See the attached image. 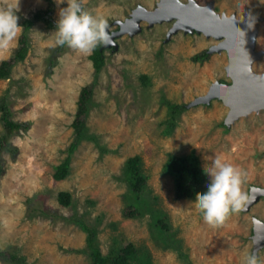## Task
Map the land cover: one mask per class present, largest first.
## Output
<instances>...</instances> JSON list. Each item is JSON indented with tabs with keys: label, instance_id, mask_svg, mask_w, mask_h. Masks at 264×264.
Instances as JSON below:
<instances>
[{
	"label": "rangeland",
	"instance_id": "1",
	"mask_svg": "<svg viewBox=\"0 0 264 264\" xmlns=\"http://www.w3.org/2000/svg\"><path fill=\"white\" fill-rule=\"evenodd\" d=\"M193 1L210 5L220 18L253 20L259 56L251 69L264 74V0ZM11 2L0 0V7ZM65 6L19 0L21 29L13 47L0 50V62L11 59L23 21L30 20L27 54L0 79V141L5 117L29 125L8 134L17 152L0 150V249L16 256L0 264H89L87 232L73 219L94 228L103 255L131 242L136 257L151 264H242L251 251L264 264V242L255 239L253 223L264 222L263 195L213 227L196 199L176 198L175 176L166 167L169 156L194 151L204 192L205 168L219 156L247 173L250 195L264 188V108L230 115L218 97L200 101L213 85L231 83L226 50L213 49L221 39L172 32L174 19L134 18L142 9H161L160 0H82L84 10L108 21L110 41L95 72L89 55L54 43ZM202 51L205 60L192 59ZM84 86L91 94L84 134L77 135L72 122ZM170 105L184 108L175 113ZM68 155L66 174L55 180V167ZM135 155L145 179L139 192L123 178L126 159ZM60 191L69 192V204L58 202Z\"/></svg>",
	"mask_w": 264,
	"mask_h": 264
},
{
	"label": "clouds",
	"instance_id": "2",
	"mask_svg": "<svg viewBox=\"0 0 264 264\" xmlns=\"http://www.w3.org/2000/svg\"><path fill=\"white\" fill-rule=\"evenodd\" d=\"M65 2L66 6L58 11L55 45H67L84 55H91L98 46L109 43L105 17L84 10L82 0H56L58 5ZM18 4L19 0H12L7 6L0 7V50L11 49L21 29L16 14ZM205 172L210 178L207 189L193 203L202 213L203 220L216 227L230 215L247 208L250 202V193L244 188L247 173L219 156L211 160ZM242 264H261V261L259 255L251 251L242 257Z\"/></svg>",
	"mask_w": 264,
	"mask_h": 264
},
{
	"label": "trees",
	"instance_id": "3",
	"mask_svg": "<svg viewBox=\"0 0 264 264\" xmlns=\"http://www.w3.org/2000/svg\"><path fill=\"white\" fill-rule=\"evenodd\" d=\"M51 3V2H50ZM46 10L44 13H47ZM44 13H37V18H43ZM23 32L18 39V46L13 53V56L9 60H2L0 62V79L7 78L9 76L10 68L12 65L22 60L28 51V37L25 32L26 28L31 24L30 20L25 19L23 21ZM208 57L206 51L195 54L192 59L195 61H202ZM92 61L93 68L95 72H99L103 63V45L98 46L91 55H89ZM91 94V86H84L81 88L78 99H77V109L75 113V118L72 122V126L76 131L77 135H83L85 129V114L88 109V101ZM170 110L175 113L184 108V105H170ZM4 108V107H3ZM5 135L0 141V150L5 149L10 153L17 152V147L12 145L8 141V134L13 133L19 129H28V123L26 122H15L10 118L5 117ZM75 143L71 144L69 152L74 149ZM69 162V155L64 159L63 162L55 167V172L53 173V178L55 180H60L64 177L67 172V166ZM139 157L137 155L128 157L124 164L123 178L128 183L131 190L139 192L143 182L144 177L140 174ZM167 170L172 173L175 177V196L176 198H192L197 199L198 196L203 193L197 186L199 179V169L196 166L194 151L184 156H169L166 164ZM2 173L0 165V174ZM57 200L61 205H67L70 203V194L67 191H60L57 194ZM135 210L130 212V215H134ZM73 221L78 224L83 230L87 232V247L89 249V264H151L149 260L143 261L136 257L137 249L135 245L131 242L127 243L124 247L120 248V251L115 254L103 255L96 243V231L94 228L90 227L82 219H73ZM165 224H161V226ZM0 258L8 259L11 261L16 260V256L10 252L0 249ZM25 264V263H21ZM191 264V263H189Z\"/></svg>",
	"mask_w": 264,
	"mask_h": 264
},
{
	"label": "water",
	"instance_id": "4",
	"mask_svg": "<svg viewBox=\"0 0 264 264\" xmlns=\"http://www.w3.org/2000/svg\"><path fill=\"white\" fill-rule=\"evenodd\" d=\"M160 3L161 9H156L154 12L142 9L134 18L147 17L151 23L174 19L172 32L183 29L185 32L196 31L206 35L213 34L218 39L225 37L218 43V47L216 45L213 49L217 51L226 49L228 57L226 71L230 76L231 83L213 85L212 91L200 101L208 102L211 98L218 97L233 105L230 115L246 112V109L251 111L253 108L264 107V74H257L251 69L252 61L259 56V53L253 51L256 33L253 20L244 18L235 21L236 19L232 16L225 20L223 16L220 21L219 15L214 13L210 5L201 6L193 0L187 3L180 0H160ZM146 12L149 16L146 15ZM246 35L249 38L247 44L243 46L241 41ZM243 103L251 107L245 109L239 107ZM245 104L243 106H246ZM256 190L257 192L250 195V198H258L259 195H262L261 191H264V188ZM256 222L259 225L264 224L262 221L254 220V235H256ZM257 240L261 244L264 242V228L261 237Z\"/></svg>",
	"mask_w": 264,
	"mask_h": 264
},
{
	"label": "bare ground",
	"instance_id": "5",
	"mask_svg": "<svg viewBox=\"0 0 264 264\" xmlns=\"http://www.w3.org/2000/svg\"><path fill=\"white\" fill-rule=\"evenodd\" d=\"M149 16V15H148ZM224 19L225 20H228L229 18H227V17H224ZM223 19V20H224ZM239 19V18H238ZM238 19L237 20H235V21H238ZM220 21L222 20V18H220L219 19ZM212 36H213V34H212ZM225 37H223V38H221V39H224ZM248 36L246 35L243 39H242V41H241V43L243 44V46L245 45V44H247V41H248ZM217 47H218V45H217ZM225 49V48H224ZM226 50V49H225ZM246 54V53H245ZM212 91V88L209 90V92L206 94V95H208L210 92ZM225 104L230 108V110H229V113H231L232 111H233V105H231L230 103H227V102H225ZM245 103H243V104H241L239 107H241V108H249V107H251L250 105H248V104H245L246 106H243ZM260 108H264V107H260ZM253 109H255V108H253ZM250 109H246V111H249ZM255 192H257V190H254ZM253 191V192H254ZM262 193V195L264 196V191H261ZM263 228H264V224H261V225H259V224H257V222H256V225H255V229H256V235H255V239H259L260 237H261V233H263Z\"/></svg>",
	"mask_w": 264,
	"mask_h": 264
}]
</instances>
